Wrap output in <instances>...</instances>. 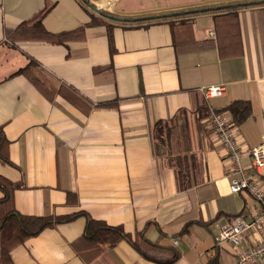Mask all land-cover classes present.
Wrapping results in <instances>:
<instances>
[{
  "label": "crops",
  "instance_id": "obj_1",
  "mask_svg": "<svg viewBox=\"0 0 264 264\" xmlns=\"http://www.w3.org/2000/svg\"><path fill=\"white\" fill-rule=\"evenodd\" d=\"M88 1L133 18L249 0ZM46 9L48 32L86 27L85 38L7 43L5 29L14 31ZM90 22L81 0H0V129L11 162L0 159V176L23 184L14 194L21 215L83 214L14 248L13 264H158L127 242L94 259L80 254L75 244L87 216L132 235L156 222L167 235L162 244L181 255L175 264H208L216 257L218 264H238L232 247L217 245L216 237L230 216L258 204L248 192L230 191V165L207 118L211 111L232 118L227 107L247 101L252 116L234 129L245 150L264 143V5L149 27L117 23L110 34ZM30 59L55 87L51 98L27 75L14 76ZM219 85L226 88L222 97L206 100L200 92ZM115 100L117 108H97ZM159 121L173 127L165 145L153 137ZM250 164V157L242 159ZM188 225L189 233L177 237ZM148 238L161 239L156 227Z\"/></svg>",
  "mask_w": 264,
  "mask_h": 264
},
{
  "label": "trees",
  "instance_id": "obj_2",
  "mask_svg": "<svg viewBox=\"0 0 264 264\" xmlns=\"http://www.w3.org/2000/svg\"><path fill=\"white\" fill-rule=\"evenodd\" d=\"M81 2L83 3V6L87 8L91 17V22L87 26H106L109 34L115 27H117V23L137 24L149 27L152 23L163 22L172 18H188L203 13L223 12L250 6L264 5V0H249L238 3L206 6L196 9L128 18L107 12L98 15L94 12V6L88 0H81ZM48 12V9L40 12L32 19L23 22L14 31L5 29L4 34L7 43L12 46L20 41H41L64 44L68 41L77 39L82 40L85 38L86 27H81L75 31L61 34H52L48 32L43 25V20ZM172 23L173 22H170V24ZM126 28L133 29L140 28V26H130ZM109 37L112 40V36L110 35ZM16 75H27L33 85L48 97H50V94L53 96L56 93L53 84L39 72V64L33 59H30L29 65L16 72L14 76ZM59 93H61V90ZM118 103L119 100L99 103L97 104V108H117ZM226 111L232 115V122L236 127L247 122L253 113L252 105L247 101L234 102L227 107ZM181 114H185V110H182ZM172 132L173 127H169L168 122L159 121L153 129V137L158 143L165 145ZM0 136V159L4 164H11L8 156V141L6 140L2 129H0ZM180 163L181 162H179V164ZM179 168L182 173V167L179 166ZM20 188H24L23 184L13 183L0 176V190L5 193L4 198L0 199V264H13L11 259L12 250L24 244L27 240L39 236L47 229L54 228L60 224L72 222L83 215L78 214L70 217L56 218L21 215L17 212L14 203L15 191ZM239 215L240 214L230 216L229 220L231 221ZM152 227H156L160 233L161 239L158 242H152L148 238V232ZM189 227L190 225H188L180 235H177V237L189 233ZM166 238L167 235L161 230L160 226L153 221L148 222L142 232L132 235L127 233L123 226H109L105 222L96 221L87 216V226L84 234L76 242L75 246L77 249L78 245L83 248V251L78 249L80 254H88L94 259L106 248H114L121 242H127L148 261L158 264H175L180 259L181 255L174 247L162 244V241ZM208 264H218V257Z\"/></svg>",
  "mask_w": 264,
  "mask_h": 264
},
{
  "label": "built area",
  "instance_id": "obj_3",
  "mask_svg": "<svg viewBox=\"0 0 264 264\" xmlns=\"http://www.w3.org/2000/svg\"><path fill=\"white\" fill-rule=\"evenodd\" d=\"M206 100L225 95L223 85L200 89ZM207 123L214 141L224 151L230 165L232 193L248 192L257 202V208L241 214L220 227L217 245H230L238 264H264V143L245 150L230 115L211 111ZM251 158V164L242 165V159ZM250 241V242H249Z\"/></svg>",
  "mask_w": 264,
  "mask_h": 264
},
{
  "label": "water",
  "instance_id": "obj_4",
  "mask_svg": "<svg viewBox=\"0 0 264 264\" xmlns=\"http://www.w3.org/2000/svg\"><path fill=\"white\" fill-rule=\"evenodd\" d=\"M94 12L97 13L98 15H101L103 13L102 10H100V9H98L96 7H94Z\"/></svg>",
  "mask_w": 264,
  "mask_h": 264
},
{
  "label": "rangeland",
  "instance_id": "obj_5",
  "mask_svg": "<svg viewBox=\"0 0 264 264\" xmlns=\"http://www.w3.org/2000/svg\"><path fill=\"white\" fill-rule=\"evenodd\" d=\"M9 69V68H8ZM6 67H4L3 69H2V73H1V75H3L7 70H8ZM13 70H12V68L10 67V72H12Z\"/></svg>",
  "mask_w": 264,
  "mask_h": 264
}]
</instances>
